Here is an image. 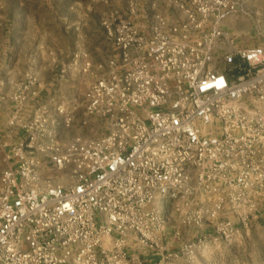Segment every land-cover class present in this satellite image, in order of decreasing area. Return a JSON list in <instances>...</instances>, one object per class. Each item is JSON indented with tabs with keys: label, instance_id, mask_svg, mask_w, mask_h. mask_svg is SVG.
<instances>
[{
	"label": "built area",
	"instance_id": "2783aa9c",
	"mask_svg": "<svg viewBox=\"0 0 264 264\" xmlns=\"http://www.w3.org/2000/svg\"><path fill=\"white\" fill-rule=\"evenodd\" d=\"M169 3L182 18L147 32L119 14L103 22L118 59L86 89L84 108L109 121L106 133L63 144L42 128L45 153L25 152L32 133L6 153L0 264H122L127 239L151 245L163 227L155 202L199 189L198 223L222 211L221 189L262 186L264 43L241 45L222 26L237 0ZM44 173L57 182L42 183Z\"/></svg>",
	"mask_w": 264,
	"mask_h": 264
},
{
	"label": "rangeland",
	"instance_id": "374dc122",
	"mask_svg": "<svg viewBox=\"0 0 264 264\" xmlns=\"http://www.w3.org/2000/svg\"><path fill=\"white\" fill-rule=\"evenodd\" d=\"M237 2L238 11L222 26L241 45L264 43V0ZM112 13L145 32L159 18H182L169 0H0V172L10 165L6 153L29 133L36 139L25 147L27 155L45 153L49 135L42 136V128L46 133L55 128L54 139L63 144L107 132L108 120L85 113L84 93L118 59L103 26ZM20 87H27L23 99L15 100ZM35 118L45 120L42 127L32 125ZM54 176L44 173L42 183L50 178L56 183ZM220 191L222 211L215 217L202 214L198 223L195 212L206 207L199 189L162 208L155 202L163 227L153 233L151 245L127 239L122 264H264V182Z\"/></svg>",
	"mask_w": 264,
	"mask_h": 264
}]
</instances>
